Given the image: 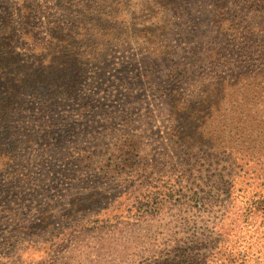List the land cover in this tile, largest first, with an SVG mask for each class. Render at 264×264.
<instances>
[{"label": "rangeland", "instance_id": "1", "mask_svg": "<svg viewBox=\"0 0 264 264\" xmlns=\"http://www.w3.org/2000/svg\"><path fill=\"white\" fill-rule=\"evenodd\" d=\"M183 1L188 13H171L173 55L157 56L145 41L113 48L87 72L78 97H60L40 119L26 118L24 130L38 133L30 156L0 178V264H153L175 247L213 248L224 232L228 251L246 254L236 264H264V213L247 218L240 203L264 197V152H217L211 121L206 130L185 123L190 113L202 123L209 109L169 111L174 96L200 100L197 83L185 92L170 80L174 66L191 61L208 18L202 1ZM15 11L0 0V28ZM128 140L140 153L138 171L123 166ZM146 164L154 165L147 181L164 191L158 203L137 176ZM240 231L247 239L233 235Z\"/></svg>", "mask_w": 264, "mask_h": 264}, {"label": "trees", "instance_id": "2", "mask_svg": "<svg viewBox=\"0 0 264 264\" xmlns=\"http://www.w3.org/2000/svg\"><path fill=\"white\" fill-rule=\"evenodd\" d=\"M7 1L16 11L5 17L0 28V178L15 172L9 167L24 159L34 145L38 133L24 130L30 125L26 118L40 119L52 111L60 97H78L87 72L105 64L113 48L145 41L147 51L162 58L173 55L169 35L175 25L170 24L171 13L189 11L183 0ZM201 1L208 18L200 24V36L189 50L192 59L170 72L171 85L182 84L185 92L191 83L198 84L200 103L188 95L175 98L179 93L175 87L170 95L176 104H170L169 111L175 114L182 108L186 113H202L209 109L210 115L202 123H193V113L185 123L202 130L211 121L216 135L211 147L217 152H264V0H197L198 4ZM47 4L53 6L52 10ZM189 130L185 124L183 132ZM187 139V143L193 141ZM130 142L125 144L129 151L123 166L138 171L140 153L137 146L136 154L132 153ZM26 143L29 146L25 151ZM153 169L154 165L146 164L137 176L153 187V202L158 203L164 191L158 183L147 181ZM141 182L136 185L138 194L144 189ZM252 199L240 202L247 218L264 213V197ZM240 232L241 236L233 235L247 239ZM224 234L214 241L217 245L213 248L175 247L153 264L245 263L246 254L240 252L236 258L235 252L228 251L226 245L231 238Z\"/></svg>", "mask_w": 264, "mask_h": 264}]
</instances>
